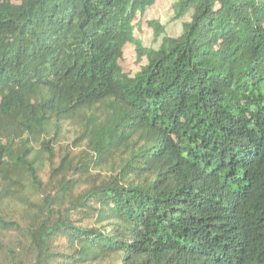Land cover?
<instances>
[{
    "label": "trees",
    "instance_id": "1",
    "mask_svg": "<svg viewBox=\"0 0 264 264\" xmlns=\"http://www.w3.org/2000/svg\"><path fill=\"white\" fill-rule=\"evenodd\" d=\"M155 2L0 0V264H264V0Z\"/></svg>",
    "mask_w": 264,
    "mask_h": 264
},
{
    "label": "rangeland",
    "instance_id": "2",
    "mask_svg": "<svg viewBox=\"0 0 264 264\" xmlns=\"http://www.w3.org/2000/svg\"><path fill=\"white\" fill-rule=\"evenodd\" d=\"M177 0H156L154 6L146 11L143 17H138L135 22L134 37L139 40L144 48L156 49L159 44L153 40V32L147 26L148 21L158 20L164 26V33L169 37L178 36L180 33L181 21H174L172 14V5ZM186 20V19H185ZM119 65L122 70L130 75L135 74L139 69L136 61L135 51L131 45H126L123 49V58ZM14 244V236L11 234H0V250L3 252L6 247Z\"/></svg>",
    "mask_w": 264,
    "mask_h": 264
}]
</instances>
